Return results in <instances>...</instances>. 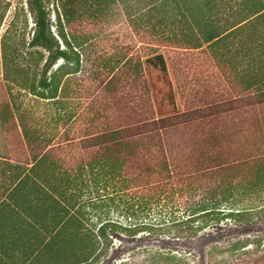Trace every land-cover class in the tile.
I'll list each match as a JSON object with an SVG mask.
<instances>
[{"label": "trees", "instance_id": "obj_1", "mask_svg": "<svg viewBox=\"0 0 264 264\" xmlns=\"http://www.w3.org/2000/svg\"><path fill=\"white\" fill-rule=\"evenodd\" d=\"M26 4L34 24L28 45L47 56L37 84L27 81L19 66L15 67L21 77L11 82L61 104L62 80L78 74L87 84L85 92L90 90L86 93L90 110L81 115L77 134L70 135L71 126L63 127L61 139L50 144L25 126L20 131L13 105L0 97V126L9 153L0 154V264H166L140 257L138 249L148 245L160 250L155 252L159 259L183 253L193 255L194 264H213L217 255L261 245L264 206L246 210L221 206L239 188L264 183L249 176L255 171L251 167L264 166V152L256 158L229 152L231 137L225 132L244 111L250 112L252 124H264V0H26ZM122 12L130 38L148 51L134 54L130 48L120 69L101 74L94 62L104 60V55L97 52L93 34L87 31L78 37L67 28L85 16L103 31L117 24ZM247 44L258 51L254 60L258 69L249 83L252 91L210 99L183 111L176 108L165 55L150 49H207L218 61L225 56L220 50ZM15 51L13 43L3 41L5 81L10 80L8 63L15 59ZM58 60L61 63L49 73ZM88 181L121 192L144 191L150 199L176 190L180 197L194 199L196 208L171 223L100 218L89 223L81 202ZM143 231L147 233L140 234Z\"/></svg>", "mask_w": 264, "mask_h": 264}, {"label": "rangeland", "instance_id": "obj_2", "mask_svg": "<svg viewBox=\"0 0 264 264\" xmlns=\"http://www.w3.org/2000/svg\"><path fill=\"white\" fill-rule=\"evenodd\" d=\"M49 9L52 10V4ZM53 15L51 11V21L54 19ZM73 24L72 27L67 28V31L70 29L78 37L87 31L93 34L97 52L104 55V60L94 62V68L101 74H106L110 68H114V71L120 69L124 62V55L130 48L134 54L148 51L139 42L135 43L130 38V28L123 12L117 24L113 23L103 31H100L96 22L90 17L84 16L82 20ZM33 26L26 0H0V97H7L13 105L15 116L19 120L20 131L22 126H25L30 133L36 131L43 136L45 142L54 144L61 139L63 127L71 126L70 135L78 133L81 115L90 110L87 108L90 98L86 94L90 90L85 92L87 84L79 78L78 74L64 78L61 83L63 87L60 94L61 104H56L53 100L33 96L11 82L12 79L21 77L15 66L24 69L27 73L25 77L27 81H34L37 84L40 78L47 52L41 48L29 47ZM51 30L53 31V28ZM53 33L55 34L56 31ZM3 41L13 43L16 48L15 53L12 54L15 59L12 58L8 63L7 72L10 79L8 81L3 79ZM59 44L60 48L64 47L61 40ZM76 49L75 47L74 50ZM150 49L164 54L168 61L178 111L200 105L210 99H228L237 94L252 91L249 83L258 69L257 62L254 61L258 51L251 44L236 45L229 51L220 50L219 53H224L225 56L219 57L218 61L207 49L178 50L161 46ZM60 63L61 60H58L49 73L54 71ZM249 113L244 111L243 114H236L233 122L225 128V132L231 137L229 152L236 151L241 157L251 154L256 158L258 154L264 152V144H262L264 143V124L261 126L252 124L253 120L249 117ZM0 154L3 156L9 154L6 136L1 126ZM251 168L250 171L255 170L249 175L251 179L257 176V181H264V166ZM81 202L85 216L90 220L89 223H96L99 218L112 219L121 223L143 224L164 221L171 223L187 218L196 208L194 199L188 196L180 197L176 190L169 196L150 199L146 197L144 191L121 192L112 186L102 188L91 181L86 182L82 188ZM231 206L242 210L264 206V183L261 185L257 182V185L247 189L239 188L221 208ZM143 233L147 231L140 234ZM138 251L142 252L141 258H151L150 261L159 263L164 261L166 264H194L196 260L193 255L183 253L165 254L166 258L159 259L155 252L160 250L151 245L139 248ZM213 264H264V240L261 245L250 244L234 252L217 255L214 257Z\"/></svg>", "mask_w": 264, "mask_h": 264}]
</instances>
